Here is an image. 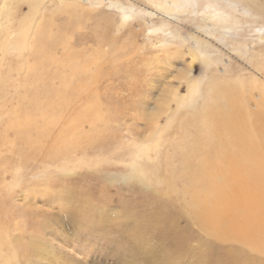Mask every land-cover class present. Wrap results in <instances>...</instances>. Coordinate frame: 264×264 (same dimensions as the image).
<instances>
[{"label": "rangeland", "instance_id": "1", "mask_svg": "<svg viewBox=\"0 0 264 264\" xmlns=\"http://www.w3.org/2000/svg\"><path fill=\"white\" fill-rule=\"evenodd\" d=\"M223 83L263 123L264 0H0V264L30 242L40 264H221L242 244L197 215L207 175L180 172L203 142L183 123ZM230 156L213 188L264 175V154ZM64 190L101 225L46 202Z\"/></svg>", "mask_w": 264, "mask_h": 264}, {"label": "bare ground", "instance_id": "2", "mask_svg": "<svg viewBox=\"0 0 264 264\" xmlns=\"http://www.w3.org/2000/svg\"><path fill=\"white\" fill-rule=\"evenodd\" d=\"M235 92V88L225 86L224 83L217 87L210 86L201 108L191 121L183 123L184 129L191 123L196 125L192 138H201L203 142L191 146L190 153L184 159V171L180 172V176L191 180L194 185H202V182L195 178L197 176L203 178L207 175L205 178L208 180L204 183L207 187L201 190L205 192V198L194 201L200 205L197 215L202 218L207 228L219 234L223 241H235L242 244H231L223 251L224 258L220 260L221 264H264V260L254 261L250 254L252 251L264 255V175H259L252 169V174L247 173L248 176H252V179L238 182L228 177L229 174L221 172L218 174L224 177L226 186L213 188V182L210 180L212 174L205 173V170L215 166L213 161L218 156V159H223L224 156L231 155L227 160L232 163L237 162L240 166L241 160L247 159L242 158V155L264 154V121L261 124L255 119L252 121L251 112L234 97ZM228 139L232 142L229 143ZM214 155L215 158H213ZM254 159L256 158L252 157V160ZM46 202L48 204L63 203L72 216L91 223L93 227L100 223L98 210L74 191L64 190L49 194ZM2 205L0 204V207ZM44 227L46 228V225ZM137 233L134 231L131 238L134 241L135 250L139 248L137 244L140 243V239H135L138 238ZM29 244L28 253L25 260L23 259L25 264H40L46 260H56V255L49 244L42 245L38 242ZM195 261L192 264H197V260ZM6 263L9 264L8 260Z\"/></svg>", "mask_w": 264, "mask_h": 264}]
</instances>
